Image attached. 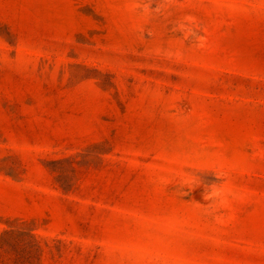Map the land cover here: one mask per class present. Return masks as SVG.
I'll list each match as a JSON object with an SVG mask.
<instances>
[{
  "label": "rangeland",
  "instance_id": "1",
  "mask_svg": "<svg viewBox=\"0 0 264 264\" xmlns=\"http://www.w3.org/2000/svg\"><path fill=\"white\" fill-rule=\"evenodd\" d=\"M0 264H264V0H0Z\"/></svg>",
  "mask_w": 264,
  "mask_h": 264
}]
</instances>
